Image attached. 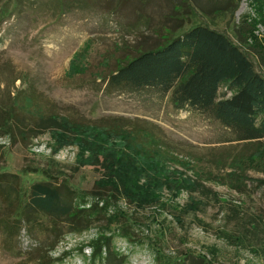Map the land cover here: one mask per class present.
<instances>
[{"label":"rangeland","instance_id":"1","mask_svg":"<svg viewBox=\"0 0 264 264\" xmlns=\"http://www.w3.org/2000/svg\"><path fill=\"white\" fill-rule=\"evenodd\" d=\"M259 4L264 0H0V172L18 176L23 200L32 183L46 182L97 208L106 202L109 212L57 243L47 218L31 231L21 224L9 242L0 229V264H38L40 247L53 249L50 264H92L96 240L107 244L108 264H264V140L233 142L205 116L174 109L167 96L104 89L125 59L195 25L223 33L264 79V61L249 40L240 44L235 36L240 19H258ZM252 27L261 38V24ZM231 95L219 87L218 98ZM47 116L120 126L141 134L135 143L144 151L147 143L148 150L159 146L156 160L144 152L134 157L141 170L132 168L134 193L153 201L138 208L96 189L101 179L108 185V174L88 162L94 151L69 143L84 134L64 136L50 127L32 139L17 135L15 127L35 128ZM107 144L101 152L118 154L123 147L114 138Z\"/></svg>","mask_w":264,"mask_h":264},{"label":"trees","instance_id":"2","mask_svg":"<svg viewBox=\"0 0 264 264\" xmlns=\"http://www.w3.org/2000/svg\"><path fill=\"white\" fill-rule=\"evenodd\" d=\"M233 6L231 11L235 8V5ZM263 8L264 5H258L257 20L246 22L245 19H240L239 27L235 32L238 43L246 44L247 40L251 42L250 48L257 53L262 62L264 61ZM255 23L261 24L263 28L261 38L252 34V26ZM168 37L161 39L164 42L154 48L141 50L134 57L118 64L107 77L104 88L106 93L144 91L161 97L167 96L169 104L174 109L186 108L205 116L227 130L233 142L264 140V79L253 71L251 63L239 47L223 33L204 25H195L178 36ZM220 86H225L232 95L229 98H218ZM41 128L53 129L55 134L64 136L70 133L84 134L79 138L71 137L69 143L78 145L81 152L84 147L94 151L88 162L93 166L100 165L104 169V177L108 174L107 177L110 179L108 185H102L100 183L102 179L94 184L96 189L107 192L104 196L108 194L112 200H115L114 196L123 198L127 204H134L138 208L145 207L153 201L152 198L140 199L134 193L132 187L136 183L138 174L134 175L132 168L134 165L138 166L134 157L144 152L146 159L156 160L161 154L160 147L154 145L148 150L147 143L144 151L141 142L135 143L136 139L140 141L142 139L138 132H127L120 126L83 125L69 122L64 118L55 119L48 116L38 117L35 128L23 130L15 127L22 141L27 137L29 139L37 137L41 134L39 132ZM87 137L89 140L86 139ZM111 138L122 142L123 147L118 154H114L112 150H108V153L100 151ZM140 170L138 166L137 171ZM144 174L147 173L144 171ZM180 188L182 187L178 184V189ZM27 191V198L23 200L26 194L19 186L18 176L0 172V229L5 236L4 242H9L10 235L17 228L19 230L21 224L26 225L28 231H31L38 219L47 218L52 226V236L57 243L63 234L85 230L90 226V218L108 212L106 202L100 203L99 208L97 202L86 204L88 202L83 200V196L72 194L63 185L34 182ZM117 215H120V212H117ZM63 225L68 227L66 232L57 230ZM116 234H118L117 230ZM90 247L92 264L95 259L97 263L98 260L103 261V259L106 264L110 262L107 244L102 245L96 240ZM52 250L49 248L44 252L41 247L38 248L35 251L34 262L50 264L53 260L47 254ZM102 250L107 252L104 258H101Z\"/></svg>","mask_w":264,"mask_h":264}]
</instances>
